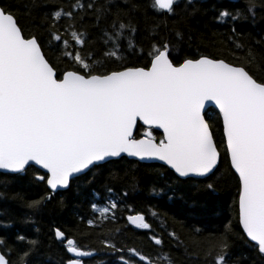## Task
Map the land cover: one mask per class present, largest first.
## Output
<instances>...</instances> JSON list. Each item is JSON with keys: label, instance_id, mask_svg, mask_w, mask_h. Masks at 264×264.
Returning <instances> with one entry per match:
<instances>
[{"label": "snow or ice", "instance_id": "snow-or-ice-1", "mask_svg": "<svg viewBox=\"0 0 264 264\" xmlns=\"http://www.w3.org/2000/svg\"><path fill=\"white\" fill-rule=\"evenodd\" d=\"M181 2L147 0L143 10L153 12L154 22L139 41L134 21L143 7L139 0H73L66 8L54 9L45 7L46 0H28L26 14L47 39L26 31L12 7L0 2V170L25 173L39 165L46 171L36 178L56 190L67 188L79 175L91 184L93 169L128 156L161 161L177 180L200 178L202 187L214 192L221 155L210 122L219 117L226 159L238 176L240 239L264 261V57L258 60L236 27L255 24L257 12L264 13V0H242V7L216 9L215 20L232 33L231 60L199 50L180 56L184 32L179 21L199 11L196 0H183L182 7ZM86 17L102 34V50L82 52L70 44L68 37L79 46L90 42L83 27ZM174 18L173 41L160 32ZM254 43L264 45V37ZM45 46L58 49L59 55L50 57ZM130 57L142 63L130 66ZM206 103H214L218 112L206 111ZM155 129H162V136L154 135ZM158 179L173 191L170 178ZM164 187L151 190L162 192ZM104 192L102 204L91 202L94 212L115 219L118 209L132 211L125 203L128 192L111 186ZM50 198L41 197L27 207L38 209ZM126 219L138 229L153 227L140 211ZM87 224L94 226L95 221L88 219ZM168 235L183 243L175 232ZM231 235V226H225L208 244L201 264H245L246 254L235 258L231 254ZM54 236L66 241L67 253L78 257L64 264H86L84 258L95 254L60 228L54 229ZM148 238L163 249L162 235L151 233ZM16 240L28 247L13 258V249L0 237V264H31L38 242L19 234ZM102 243L120 253L121 264H175L169 252L150 256L117 247L108 239ZM189 255L200 257L197 251Z\"/></svg>", "mask_w": 264, "mask_h": 264}, {"label": "trees", "instance_id": "trees-1", "mask_svg": "<svg viewBox=\"0 0 264 264\" xmlns=\"http://www.w3.org/2000/svg\"><path fill=\"white\" fill-rule=\"evenodd\" d=\"M5 5H10L19 17L20 24L26 31H35L42 39H47L42 29L36 28L33 20L26 14L25 5L28 0H0ZM73 0H46L45 7L54 9L57 6L65 8ZM119 3V0H117ZM142 10L134 16V21L140 31L136 39L139 41L145 35L146 28L154 22L153 12L148 9L147 0H139ZM199 11L189 18L179 21V27L184 32V41L180 46V56H191L199 50L200 53L219 56L226 60L233 57L231 52L234 46L229 37L232 35L226 24L215 20L216 9L221 5L225 7H242V0H196ZM183 6V0L181 7ZM37 19H39V14ZM177 24L174 18L168 21V28L162 29L160 35L174 41L171 29ZM84 28L89 32V41L84 46L75 45L82 52L87 50H102V34L99 29L92 26L90 18H85ZM237 32L243 33V41L250 45L254 54L259 58L264 57V45L255 44L254 41L264 37V13L257 12L255 24L243 22L237 24ZM190 37V39H189ZM146 43V42H145ZM45 53L50 57L59 55V50H51L47 46ZM179 58V57H178ZM129 65H138L142 61L130 57ZM264 66V65H262ZM207 111L216 112L213 109ZM212 123L217 145L220 150V171L217 173L216 191H208L202 187L201 179L177 180L168 168L157 164H142L127 158L113 160L103 169H93L95 181L87 182L88 177L82 175L73 179L67 190L52 192L45 181L36 177L44 175L35 167H30L25 173L4 174L0 173V237L6 246L13 249L11 255L16 257L17 252L26 250L27 243L16 240V236L23 235L26 240H36L38 245L30 257L31 264H64L72 258L66 252L65 244L54 236V229L60 228L66 236L75 238L77 242L86 246L84 250H95L93 257L85 260L86 264H96L104 261L105 264H121L118 257L120 253L113 252L103 240L108 239L117 244V247L135 248L142 254L155 256L157 252H169L175 264H201L203 252L214 237L223 232L225 226L230 225L232 235L231 254L233 258L246 254L248 259L245 264H264V261L255 256L251 250L244 246L240 236L243 231L238 224V177L230 169L223 143L222 122L215 117ZM158 138L160 132L154 131ZM158 176L169 179L173 191L164 187L163 181ZM106 186L113 187L117 192H128L125 203L130 205L132 211L118 209L115 219H105L91 208V202L102 204ZM164 187V191L152 192V187ZM100 192V196H93V192ZM45 199L38 209H30L28 203ZM171 196V199L169 197ZM136 211L145 214L153 225L151 230L135 229L128 224L126 217L134 215ZM157 215L152 217L151 212ZM110 216V214H109ZM88 219L95 221L94 226L87 224ZM116 229L120 231L117 232ZM197 229L199 231H197ZM175 232L182 244L172 239L168 233ZM151 233L162 235L163 249L156 246L148 236ZM197 251L200 257L193 258L189 253ZM126 258L128 254L125 253ZM139 264V262H137Z\"/></svg>", "mask_w": 264, "mask_h": 264}, {"label": "water", "instance_id": "water-1", "mask_svg": "<svg viewBox=\"0 0 264 264\" xmlns=\"http://www.w3.org/2000/svg\"><path fill=\"white\" fill-rule=\"evenodd\" d=\"M209 109H213V110H215L216 112H218V109L215 108L214 103H212L211 105H209L208 103H206L205 110L207 111V110H209ZM154 131L160 132V133L162 134V129H155ZM124 158H127V159H129V160H134V161H137V162L142 163V164H157V165H160V166H163V167H166V168H167L166 165H163V162L158 161V160H145V161H141V160H140L139 158H137V157H128V156H125ZM118 159H121V158H112V160H118ZM33 167L37 168L38 170H40L41 172H43V173L45 174V171H46V170L41 169L39 165H34ZM169 170H170V169H169ZM170 171H172V170H170ZM172 172H173V171H172ZM233 172H234V170H233ZM0 173H4V174H20V173H11V172H9V171H7V170H0ZM173 174H174V172H173ZM174 175L176 176V174H174ZM80 176H82V175H79V176H77V177H80ZM77 177H74L73 179H75V178H77ZM237 177H238V176H237ZM73 179H72V180H73ZM180 179H181V180H186V178H180ZM193 179H200V178H193ZM69 186H70V185H69ZM69 186H68L67 188H58V189H56V190H52V189H50L49 186H47V187H48V189H49L50 191H52V192H58V191H64V190H67V189L69 188ZM128 224H129L131 227H133V228H135V229H138V228H136L134 225H132L129 221H128ZM240 227H241V226H240ZM241 230H242V227H241ZM70 255L72 256V258H78V257L75 256L74 253H70ZM84 259L86 260L87 258H84Z\"/></svg>", "mask_w": 264, "mask_h": 264}]
</instances>
